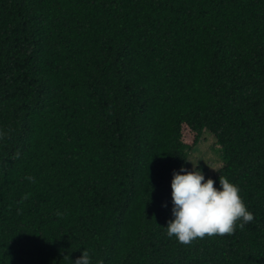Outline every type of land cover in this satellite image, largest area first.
Wrapping results in <instances>:
<instances>
[{
    "label": "trees",
    "instance_id": "obj_1",
    "mask_svg": "<svg viewBox=\"0 0 264 264\" xmlns=\"http://www.w3.org/2000/svg\"><path fill=\"white\" fill-rule=\"evenodd\" d=\"M205 132L224 161L209 178L254 221L185 246L164 228L171 182ZM85 249L264 264V0H0V264Z\"/></svg>",
    "mask_w": 264,
    "mask_h": 264
},
{
    "label": "clouds",
    "instance_id": "obj_2",
    "mask_svg": "<svg viewBox=\"0 0 264 264\" xmlns=\"http://www.w3.org/2000/svg\"><path fill=\"white\" fill-rule=\"evenodd\" d=\"M192 164L191 171L182 166L173 173L174 219L164 227L169 238L187 246L198 238L231 235L237 227L243 229L254 221V214L244 203L238 185L221 175L218 183L212 178L206 179L198 165ZM75 264H92L86 249Z\"/></svg>",
    "mask_w": 264,
    "mask_h": 264
},
{
    "label": "rangeland",
    "instance_id": "obj_3",
    "mask_svg": "<svg viewBox=\"0 0 264 264\" xmlns=\"http://www.w3.org/2000/svg\"><path fill=\"white\" fill-rule=\"evenodd\" d=\"M189 160L198 165L206 179L214 176L224 166L221 146L208 132H205L199 145L190 152ZM192 162L188 161L189 171L193 169Z\"/></svg>",
    "mask_w": 264,
    "mask_h": 264
}]
</instances>
